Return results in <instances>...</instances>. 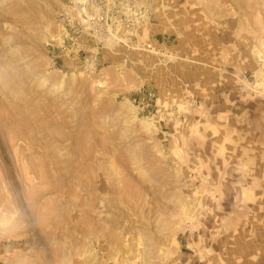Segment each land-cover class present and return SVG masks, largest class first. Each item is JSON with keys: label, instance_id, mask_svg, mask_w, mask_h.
<instances>
[{"label": "rangeland", "instance_id": "1", "mask_svg": "<svg viewBox=\"0 0 264 264\" xmlns=\"http://www.w3.org/2000/svg\"><path fill=\"white\" fill-rule=\"evenodd\" d=\"M4 214L0 264H264V0H0Z\"/></svg>", "mask_w": 264, "mask_h": 264}, {"label": "bare ground", "instance_id": "2", "mask_svg": "<svg viewBox=\"0 0 264 264\" xmlns=\"http://www.w3.org/2000/svg\"><path fill=\"white\" fill-rule=\"evenodd\" d=\"M43 85V84H42ZM10 88H11V86H10ZM147 124H149V123H147ZM43 157V156H42ZM52 170V169H51ZM40 176V175H39ZM55 178V177H54ZM56 182H58V181H56ZM43 191V190H42ZM39 194V193H38ZM31 197V196H30ZM35 199V198H34ZM38 200V199H37ZM37 200H35V201H37ZM5 215H7V214H4L3 215V219L1 218V220H0V225H2V226H6V225H8L9 223H10V221H12V219H11V217H13L12 215H11V217L9 218L8 216L9 215H7L6 217H4ZM2 217V216H1ZM14 218V217H13ZM11 219V220H10Z\"/></svg>", "mask_w": 264, "mask_h": 264}]
</instances>
